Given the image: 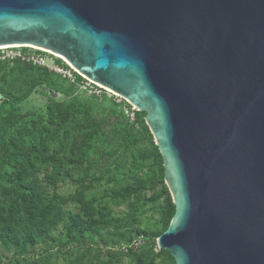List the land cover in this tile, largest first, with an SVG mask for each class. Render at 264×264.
I'll use <instances>...</instances> for the list:
<instances>
[{
	"label": "water",
	"instance_id": "obj_1",
	"mask_svg": "<svg viewBox=\"0 0 264 264\" xmlns=\"http://www.w3.org/2000/svg\"><path fill=\"white\" fill-rule=\"evenodd\" d=\"M17 46L146 113L175 264H264V0H0Z\"/></svg>",
	"mask_w": 264,
	"mask_h": 264
},
{
	"label": "trees",
	"instance_id": "obj_2",
	"mask_svg": "<svg viewBox=\"0 0 264 264\" xmlns=\"http://www.w3.org/2000/svg\"><path fill=\"white\" fill-rule=\"evenodd\" d=\"M74 78L0 62V248L14 264H175L156 252L175 206L146 113L81 92ZM150 212L158 219L143 226ZM138 237V253L111 250ZM39 247L44 256L28 261Z\"/></svg>",
	"mask_w": 264,
	"mask_h": 264
},
{
	"label": "built area",
	"instance_id": "obj_3",
	"mask_svg": "<svg viewBox=\"0 0 264 264\" xmlns=\"http://www.w3.org/2000/svg\"><path fill=\"white\" fill-rule=\"evenodd\" d=\"M27 48L30 51L23 52L22 49ZM40 52V53H37ZM53 55L45 52V51H39L36 49H32L29 47H2L0 48V62L8 61V62H15L19 61L23 64L32 65L34 67L39 68H46L50 72H53L62 78L67 79L69 82L73 83L75 80L74 73L77 74V72L66 62L69 69H65L62 66H59L56 61L53 59ZM84 81L79 86V89L81 92L87 93L88 95L95 96L97 98H101L104 94L107 95L109 98L113 97V99L116 101V103H120L123 100L114 96L113 93H109V91L96 84L91 82L90 80L86 79L85 77L81 76ZM132 112L136 111L134 107H131ZM126 115H128L131 122H134V115L133 113L126 112ZM145 245L144 237H138L134 239L132 242L128 244H122L120 246H115L111 250L114 252H119L124 255H129L130 253H138L140 252L141 248ZM160 249L156 248V252H158Z\"/></svg>",
	"mask_w": 264,
	"mask_h": 264
},
{
	"label": "rangeland",
	"instance_id": "obj_4",
	"mask_svg": "<svg viewBox=\"0 0 264 264\" xmlns=\"http://www.w3.org/2000/svg\"><path fill=\"white\" fill-rule=\"evenodd\" d=\"M39 51H40V50H39ZM49 54H51V53H49ZM51 55L55 56V57H53L54 61H55L56 59H58V60H61V61L65 62V61L63 60V58H61V57H57V56L54 55V54H51ZM66 63H67V62H66ZM106 89H107V88H106ZM107 90H108V89H107ZM108 91H109V93H113V92H111L110 90H108ZM113 95L116 96V97H118V98H120L118 95H116V94H114V93H113ZM62 190H63V191H72V189L69 190L68 188H65V187H63ZM118 212L124 213V212H125V209H120V210H118ZM157 219H158V216L155 215L154 213L150 212V213H148L147 215H145V217H144V222H143V226H146L147 223H149L150 225H154L155 222L157 221ZM111 248H112V247H111ZM113 248H114V247H113ZM40 249H41V247H39V248L36 250V252H35L34 254H30V257L28 258V261L32 262L34 258H40V257L44 256V254L40 252ZM55 252H56V249H54L53 251H50L51 254H55ZM104 256L106 257V254H104ZM54 261H57L58 263H62V262H63V260H62L61 257H60V258H57V257H55V256H54ZM123 262H126L125 259H123ZM14 263H15V262H14L13 259H12V254L9 253V252H7V251H5V250L2 249V248H0V264H14Z\"/></svg>",
	"mask_w": 264,
	"mask_h": 264
},
{
	"label": "bare ground",
	"instance_id": "obj_5",
	"mask_svg": "<svg viewBox=\"0 0 264 264\" xmlns=\"http://www.w3.org/2000/svg\"><path fill=\"white\" fill-rule=\"evenodd\" d=\"M17 47H20V46H17ZM26 47H29V48H32V49H36V50H41V51H45V52H47V53H51V54H53L52 52H50V51H47V50H43V49H38V48H35V47H32V46H26ZM54 55H56V54H54ZM57 57H60V56H58V55H56ZM62 58V57H61ZM64 61H65V59H63ZM66 62V61H65ZM68 63V62H67ZM69 64V63H68ZM70 65V64H69Z\"/></svg>",
	"mask_w": 264,
	"mask_h": 264
}]
</instances>
